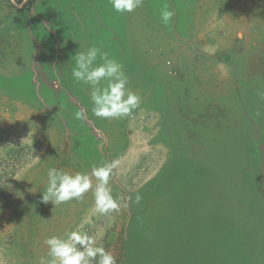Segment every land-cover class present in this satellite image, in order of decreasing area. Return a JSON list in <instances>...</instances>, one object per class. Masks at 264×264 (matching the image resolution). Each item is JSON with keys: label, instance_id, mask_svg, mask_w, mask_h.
I'll return each instance as SVG.
<instances>
[{"label": "rangeland", "instance_id": "rangeland-1", "mask_svg": "<svg viewBox=\"0 0 264 264\" xmlns=\"http://www.w3.org/2000/svg\"><path fill=\"white\" fill-rule=\"evenodd\" d=\"M93 45L141 97L131 117H95L72 78ZM113 159L118 212L42 202L48 168ZM81 224L117 264H264V0H0V264H40Z\"/></svg>", "mask_w": 264, "mask_h": 264}, {"label": "clouds", "instance_id": "clouds-1", "mask_svg": "<svg viewBox=\"0 0 264 264\" xmlns=\"http://www.w3.org/2000/svg\"><path fill=\"white\" fill-rule=\"evenodd\" d=\"M13 4L16 0H12ZM144 0H110L112 10L121 15L132 13L143 7ZM176 13L167 3L159 5V20L168 26ZM71 76L77 83H83L90 89L92 113L100 119H123L131 117L140 107L141 97L132 91L129 77L123 64L102 46L93 45L85 51H78L74 56ZM75 118H85L83 110L75 113ZM39 160V158H36ZM121 164V159L106 161L93 166L90 173H70L63 169L50 167L46 174V188L42 192V202L62 205L72 200L80 201L91 191L94 204L93 213L108 215L121 208L119 198L114 197L110 179ZM95 180V184L93 181ZM137 194L135 202L141 201ZM127 200H131L128 197ZM127 207V203H124ZM85 222H91L87 217ZM48 248L47 259L40 264H117V258L110 250L98 243L96 235L83 230L82 224L63 236H51L45 239Z\"/></svg>", "mask_w": 264, "mask_h": 264}]
</instances>
